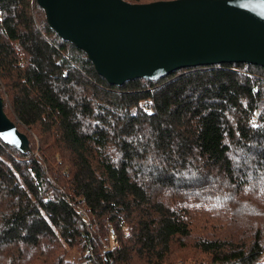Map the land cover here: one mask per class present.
Listing matches in <instances>:
<instances>
[{"label":"trees","instance_id":"16d2710c","mask_svg":"<svg viewBox=\"0 0 264 264\" xmlns=\"http://www.w3.org/2000/svg\"><path fill=\"white\" fill-rule=\"evenodd\" d=\"M0 93L29 139L0 137V264H264L239 212L264 196V66L114 84L38 0H0Z\"/></svg>","mask_w":264,"mask_h":264},{"label":"water","instance_id":"95a60500","mask_svg":"<svg viewBox=\"0 0 264 264\" xmlns=\"http://www.w3.org/2000/svg\"><path fill=\"white\" fill-rule=\"evenodd\" d=\"M50 25L83 48L109 82L157 79L189 66H264V0H38ZM0 137L22 151L29 139L4 110Z\"/></svg>","mask_w":264,"mask_h":264},{"label":"rangeland","instance_id":"374dc122","mask_svg":"<svg viewBox=\"0 0 264 264\" xmlns=\"http://www.w3.org/2000/svg\"><path fill=\"white\" fill-rule=\"evenodd\" d=\"M240 161H242L241 159H239ZM240 199H245V201L243 203H240L239 200ZM238 202L240 203V209L239 212L241 215H247L252 213V212H259V214H261L259 217H256V219L258 220L259 225L261 223H264V196L262 195H240ZM224 204L221 203H211L210 206L212 207L213 210H220L221 211V206H223ZM243 218H245L243 216ZM261 260L264 261V254L261 257Z\"/></svg>","mask_w":264,"mask_h":264}]
</instances>
